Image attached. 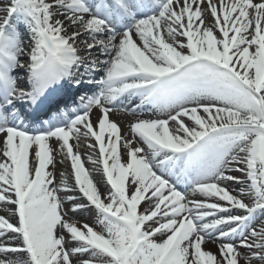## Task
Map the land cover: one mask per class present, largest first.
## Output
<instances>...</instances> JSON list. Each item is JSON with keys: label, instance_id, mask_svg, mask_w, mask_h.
I'll return each instance as SVG.
<instances>
[{"label": "snow or ice", "instance_id": "snow-or-ice-1", "mask_svg": "<svg viewBox=\"0 0 264 264\" xmlns=\"http://www.w3.org/2000/svg\"><path fill=\"white\" fill-rule=\"evenodd\" d=\"M0 205V264H264V0H0Z\"/></svg>", "mask_w": 264, "mask_h": 264}, {"label": "bare ground", "instance_id": "bare-ground-1", "mask_svg": "<svg viewBox=\"0 0 264 264\" xmlns=\"http://www.w3.org/2000/svg\"><path fill=\"white\" fill-rule=\"evenodd\" d=\"M211 18L207 17L206 18V23H210ZM102 69H100V71H98L99 74L102 73ZM99 89V88H98ZM116 105H122V104H116ZM138 116H142L144 118H155V116L157 115H163L162 113L157 112L155 109L151 108H146V109H142L141 111H139L137 113ZM97 117V113L94 111L93 115H92V120L93 122H95ZM113 121L117 122L122 130V135H127L129 136V138H131V134L129 131V124L130 122L134 121L136 119L135 116H133L132 112L130 111V113L127 112H122V111H118V110H113L111 117H110ZM33 127H38V125H34ZM52 147L54 148H58V144L57 141L55 139L50 141ZM90 143H94L92 142V138H81L80 144L78 146V150L81 154L82 160L84 161V165L85 167L92 173V176L94 178V180L98 183L100 191L101 192H106L107 191V186L104 182H102V173L100 172L99 168L95 165H93L91 163V160H95L98 158V151L89 148L87 145ZM89 157H91V160L89 159ZM57 159L59 160V157H57ZM69 163L67 161H65L63 164L58 163L57 167H56V176H57V180H59L60 177V173L64 172L67 173L69 172ZM239 176H241V178L243 179L242 174L240 173H236ZM71 182V181H70ZM184 186L181 185V188H183ZM227 187L230 190H239L240 185L234 183V182H228L227 183ZM61 195H64L63 193H61ZM0 208H3V212L7 215H10L8 209L6 207H3L2 205H0ZM71 208V204L69 202H65V209H70ZM70 220L74 221V222H78V226L82 225L84 223L89 224L90 226L94 227L97 226L99 227L97 220H96V214L94 211L91 210H80L77 211L75 213L69 211L68 212V217ZM13 222L14 218H13ZM239 237H234L233 238V242L237 243ZM222 241H217L216 243H212V242H208L204 245V247L207 250L212 251L213 253H216L217 255L218 253V244L221 243ZM241 251H244L243 249H241ZM2 258V257H0Z\"/></svg>", "mask_w": 264, "mask_h": 264}, {"label": "rangeland", "instance_id": "rangeland-1", "mask_svg": "<svg viewBox=\"0 0 264 264\" xmlns=\"http://www.w3.org/2000/svg\"><path fill=\"white\" fill-rule=\"evenodd\" d=\"M236 175H238V174H236ZM239 176V175H238ZM94 228H96L97 230H99V228H97L96 226H94ZM237 242H239V241H237ZM241 250V249H240Z\"/></svg>", "mask_w": 264, "mask_h": 264}]
</instances>
